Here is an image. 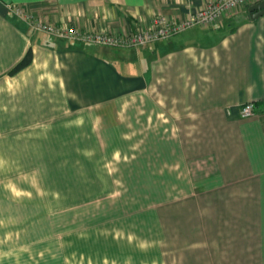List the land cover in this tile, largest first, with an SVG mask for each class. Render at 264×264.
Listing matches in <instances>:
<instances>
[{
    "label": "crops",
    "instance_id": "crops-1",
    "mask_svg": "<svg viewBox=\"0 0 264 264\" xmlns=\"http://www.w3.org/2000/svg\"><path fill=\"white\" fill-rule=\"evenodd\" d=\"M208 1L0 0V210L49 178L27 165L43 160L37 131L80 124L84 109L124 162L92 186L106 196L88 228L60 231L50 264H264V15L247 10L258 0L137 49L37 32L13 10L126 33Z\"/></svg>",
    "mask_w": 264,
    "mask_h": 264
},
{
    "label": "rangeland",
    "instance_id": "rangeland-1",
    "mask_svg": "<svg viewBox=\"0 0 264 264\" xmlns=\"http://www.w3.org/2000/svg\"><path fill=\"white\" fill-rule=\"evenodd\" d=\"M85 111L80 124L37 131L42 139L34 141L33 155L47 160L27 165L33 164L35 173L43 170L49 178L34 177L33 193L19 194L22 203L12 204L14 209L0 210V264L52 263L63 235L60 231L88 228L90 213L97 211V202L106 196L93 192L92 186H105L104 172L122 168L121 147H113L119 155L106 152L101 144L105 136H95Z\"/></svg>",
    "mask_w": 264,
    "mask_h": 264
},
{
    "label": "built area",
    "instance_id": "built-area-1",
    "mask_svg": "<svg viewBox=\"0 0 264 264\" xmlns=\"http://www.w3.org/2000/svg\"><path fill=\"white\" fill-rule=\"evenodd\" d=\"M250 0H211L205 5L190 9L186 16L171 19L161 14L153 16L149 24L126 33H110L103 30L84 32L67 24L47 22L28 10L15 7L14 14L37 32L62 38L74 39L104 45L111 48L137 49L153 41L167 39L184 30L197 25H211L221 19L226 13L236 10ZM254 114L253 103H245L239 110L241 118Z\"/></svg>",
    "mask_w": 264,
    "mask_h": 264
},
{
    "label": "trees",
    "instance_id": "trees-1",
    "mask_svg": "<svg viewBox=\"0 0 264 264\" xmlns=\"http://www.w3.org/2000/svg\"><path fill=\"white\" fill-rule=\"evenodd\" d=\"M32 61V52L31 49H27L21 59H19L8 71V75H13L17 73L19 70L28 66Z\"/></svg>",
    "mask_w": 264,
    "mask_h": 264
},
{
    "label": "water",
    "instance_id": "water-1",
    "mask_svg": "<svg viewBox=\"0 0 264 264\" xmlns=\"http://www.w3.org/2000/svg\"><path fill=\"white\" fill-rule=\"evenodd\" d=\"M247 10L251 19L264 15V0H258L252 3L248 6Z\"/></svg>",
    "mask_w": 264,
    "mask_h": 264
}]
</instances>
